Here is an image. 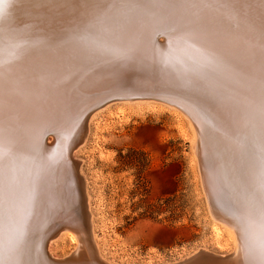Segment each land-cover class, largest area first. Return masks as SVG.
Listing matches in <instances>:
<instances>
[{
  "label": "bare ground",
  "instance_id": "6f19581e",
  "mask_svg": "<svg viewBox=\"0 0 264 264\" xmlns=\"http://www.w3.org/2000/svg\"><path fill=\"white\" fill-rule=\"evenodd\" d=\"M29 2L17 0L14 12L15 26L22 34L17 42L26 48L22 63L56 61L58 70L67 78L51 94L35 100L22 98L16 113L13 134L23 140L35 136L40 155L49 164L25 220L29 248V256L25 258H30L33 264H116L106 256L97 233L87 176L82 171L84 158L80 159L78 152L89 141L92 123L100 114L112 105L124 104L131 108L147 106L152 111L169 108L180 116L181 126L182 119L188 122L192 132V162L199 169L214 220L217 250L205 245L179 261L166 264H242L243 225L237 217L243 211L254 161L245 147L230 145L224 132L218 130L221 117H230L228 103L207 88L202 77L191 72L182 75L180 69L161 62L159 54L167 50L171 26L134 18L113 25L112 34L102 38L110 47L134 40L148 49L147 55L122 60L105 51L83 63L60 60L63 53L49 45L58 40L68 15L52 9L26 10L24 6ZM234 2L251 4L258 0ZM212 24L221 33L244 36L243 14L236 20L226 13H217ZM179 54L190 57L188 66L195 67L199 59L195 49ZM219 79L223 82L227 75L221 73ZM124 107L119 108L120 113L126 112ZM104 153L101 151L102 157ZM63 238L74 243V247L62 255L57 253L56 245Z\"/></svg>",
  "mask_w": 264,
  "mask_h": 264
},
{
  "label": "snow or ice",
  "instance_id": "6c2138e0",
  "mask_svg": "<svg viewBox=\"0 0 264 264\" xmlns=\"http://www.w3.org/2000/svg\"><path fill=\"white\" fill-rule=\"evenodd\" d=\"M17 7V0H0V264H33L25 258L29 256L25 220L49 167L35 136L23 140L13 134L20 101L51 94L67 78L56 61L22 63L26 48L17 42L22 37L14 23ZM24 7L67 14L66 27L49 46L63 53L60 60L81 63L105 51L122 60L147 55L148 49L134 40L110 47L102 38L112 34L113 25L140 18L171 26L167 50L159 54L161 62L180 69L182 75L191 72L202 77L205 86L228 103L230 117H221L218 130L230 145L245 147L254 161L253 178L237 218L243 225L242 264H264V0L251 4L234 0H30ZM217 13L236 20L243 14L244 36L215 29L212 20ZM191 49L199 53V59L189 68L191 58L179 53ZM221 73L227 75L223 82Z\"/></svg>",
  "mask_w": 264,
  "mask_h": 264
},
{
  "label": "rangeland",
  "instance_id": "374dc122",
  "mask_svg": "<svg viewBox=\"0 0 264 264\" xmlns=\"http://www.w3.org/2000/svg\"><path fill=\"white\" fill-rule=\"evenodd\" d=\"M135 107L102 112L78 152L106 256L116 264H166L205 245L217 250L188 122L182 127L169 108ZM73 247L63 238L56 250Z\"/></svg>",
  "mask_w": 264,
  "mask_h": 264
}]
</instances>
